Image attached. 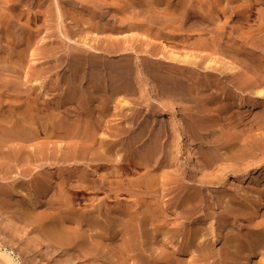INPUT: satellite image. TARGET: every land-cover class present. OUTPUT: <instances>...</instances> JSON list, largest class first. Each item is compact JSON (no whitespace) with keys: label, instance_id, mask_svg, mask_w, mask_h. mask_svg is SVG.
<instances>
[{"label":"rangeland","instance_id":"374dc122","mask_svg":"<svg viewBox=\"0 0 264 264\" xmlns=\"http://www.w3.org/2000/svg\"><path fill=\"white\" fill-rule=\"evenodd\" d=\"M21 1L22 2L20 5V8L14 9L11 5L12 1L0 0V19L5 20L4 24L3 23L0 24V63L2 60H3L2 62L4 63V59L7 55V52L11 51V49H14V46H12L8 42L7 37H6V34L9 31L15 33L17 39L18 37L20 38L22 34H24L27 37H33V43L31 47H29L30 49L28 51L27 58L24 61L26 68L22 69L23 70L22 72L24 74L22 75L21 78H18L20 73L14 72V70L12 71V69H10L11 67L9 66V64L12 65L10 61L7 62V65L5 63L0 64V119H2L3 117L5 118V116L7 115L16 113V111L19 110L17 106L18 105L21 106L23 103L24 104L22 105V108H23V106H25L27 102L30 101V99H32V97L34 96L33 94H35L30 89V84L28 85L24 84V86H27V87L22 86L24 89L20 87V89L14 90V89H8L6 87V84H7L6 81L12 80L16 82L20 81L22 83L25 82V80L28 79L26 76L29 74L28 71L29 72L33 71V68L31 66H35L37 68L45 67L47 66L46 62L49 59H52L54 57L53 55L60 58V65L56 67L58 70L56 68L54 69V71L56 70L57 72L54 73L55 75L53 74L52 78L48 76H44L45 78L43 77L38 78L41 83L43 82V85L47 81L46 82L47 86L46 84L44 85L46 89L45 93H47L45 94L46 99L43 100V102L40 105L43 106L46 103L45 106H47L50 103L47 107L55 106L56 108L57 107L59 108L60 104L58 102L59 100L61 101V95L63 92L61 90L52 89L51 84L54 81H56V78L57 80L58 78L59 79L62 78L61 79L62 83L63 85H65V88H67V81L65 78H67L66 76H69V72H70L68 65L71 59L70 57V53L72 51L71 49H73L74 51L77 50V52H81L80 49L82 50L85 49L86 46H84V44L82 43V39H84L83 37H86V36L89 38L87 41L94 42L99 47L98 49L101 50L100 52L102 53V55L101 53H98V54L96 53L97 54L96 56L88 58V56H86L87 53L83 52L84 54L82 57L84 60H81V63L83 66H81L82 68H81V71L79 72L80 73L79 81H81L83 76L86 75V72L84 69V67L86 66L84 64V62L86 61L85 60L86 58V59H89L87 60V62H85L86 64H88V68L92 66L93 71H94L93 73L95 74L96 77H101V80L103 81L101 82L100 80V83L103 86L105 85L106 87H104V91L102 92L97 91L95 92V94L94 92H92V89L90 88L89 78L94 75L91 73L92 69H89V73L90 75L92 74V76L88 74V78L85 80L87 83L83 81L82 88L84 87L83 90L84 89L85 90L83 94L79 95V97L80 99H82L81 97H84V98L86 97L85 99H90V96L96 95L97 97L100 98L99 101L101 99L107 100L111 98L112 100L111 104H113L111 105L112 114L111 116H109V119L111 121V122L109 121V124L111 125H109L108 122L106 121L107 123L105 122L104 126L102 127L103 130L100 129L101 130L100 133L110 134V135L112 134L110 138H114L113 140L112 139L111 140L112 142L115 143L118 149L121 148L120 146L123 143H125L124 141H126L127 139L126 144L128 148V156H127L125 163L127 164L129 163V165H131L133 168L131 169L132 170L135 169L136 171L134 172V171H131V169H129V172H131V174L129 173L130 176L128 174L129 176L128 179L132 181L133 179L134 181L135 180L139 181V179L137 178H143L142 177L143 174H144V177L145 175L149 176L150 174L151 177L154 175L152 178L156 176L158 178V181L156 178H154L155 179L154 180L155 189H156L154 193L150 192V189L145 184H143L142 187L139 188L140 190L137 189L138 193L133 195L134 197L132 196V201L138 202V203L141 202L140 204H143V203L145 204V202L147 201L145 205L144 204L142 205L144 206V208L146 207L147 203L150 202L149 200H152L155 202L157 201L158 202L157 205L159 207L164 206L166 210L168 209L167 211L171 213L170 225L173 222H174L173 225L177 224V226L175 225L176 227L174 226L175 232L170 231L167 234L161 235L162 237H160L159 240H157L158 243L156 245L158 247L155 246V238H153L152 235L151 236L149 235L148 237H146L149 244L154 243L150 247L151 252H149V255L151 253L150 255L151 260L149 261V264H156V261H157L156 256H159V257L165 256V258H163L164 259L163 261H165V259L170 260L169 257L171 258L175 257L176 256L175 254L178 252V250L179 249L181 250L184 247L183 245L186 243V238L183 235H181L179 232L177 233L179 228L182 229L184 225H187V224H191L192 227L195 226L196 225L195 218L197 216L201 217L202 215H205V213L210 214V215L212 213L213 215H215L214 213L218 214V212H220L221 208L219 209V206H217L215 203L217 201L216 199L218 198V195H219L218 193L220 190H223L224 188L225 189L227 188L228 190L229 189L232 190V191L231 190L229 191H231V193L233 194V197H232L233 200L229 204L232 203L231 205H233L234 204L233 201L236 200V202L238 201L236 204H234L236 207L239 206V204L246 203V199L249 200V202H251L252 206L254 203L257 204L256 199H258V194H260V196L264 200V150H263L264 144H262L264 143V123H262V121L264 122V120L261 118H260L261 120L258 119L257 117L258 114H256L259 110L262 109L264 105V95L263 96L261 95L260 97L257 95L255 96L253 92H250V90L253 89L252 87H248V88L243 87V85H241L237 80H232L228 74L222 73L217 68H214L215 69L214 70L213 67L211 68L208 67L209 66L208 59H210V54L207 53V51H204L205 53L204 52L202 53H204L203 54L204 56L207 55L205 57H206V61L208 62L202 64L201 66H197L195 64H190V65L188 64L187 66L188 70L185 69L184 72H181L180 71L181 69L178 67L181 63L172 60L171 57L169 56H166L165 59L164 57H160V59L158 60L159 57L156 58V56L155 57H153V55L150 56L151 54L149 53L146 55L147 52H144L146 50L145 49L146 45L145 46L141 45L142 47L139 46L138 50L141 54L138 52H134L133 55L131 56V59L130 58L124 59L125 57H121V55L119 54L116 55L117 53H115V51H113L112 53H107L105 51H102L104 46L106 47L108 43L112 44V40L115 38L117 39L118 37H119L118 38L119 40H121L122 38L124 39V40L123 39L121 40L123 46L125 45L129 46L130 43L132 44L138 43V41L135 39L137 38L139 39L142 37V35L140 34L141 31L139 29L127 28L128 30L127 29L119 30L117 32L112 31V30H113L114 25L116 26V25H119L120 23H121L120 25H122L123 19H125L124 17L129 19L132 16H139V15H146L149 18L152 17L153 20L151 18L149 23L152 22L156 24L155 26H158L159 23H160L159 26H161V24H166L167 30L173 31V32L175 31L174 33L176 34L178 32L179 35H176V34L171 35V37H173L172 39L174 40H178L179 38H180L179 40H182L185 38L184 36H187V34L189 33L194 36L193 37L194 39L196 37L198 38V36L202 37V35L205 36L206 39L208 36H209L208 38H211V37L213 38L216 35V32L214 33L215 35H213L212 32H214V28H211L215 24L213 22L214 20H211L209 26L207 27L208 24L206 23L207 24L206 25L205 23H203L204 21L202 22L201 20L202 15L200 14L199 11L201 12L203 11L204 14H206L205 12H207L206 15L216 16L218 19L217 22L220 25L225 26V31L228 30L226 31V34H225V37H227L225 38L226 40H228L229 37L232 39L235 36L239 37V35H248V34H251L255 38H257L256 39L257 45L258 44L259 45L256 46L255 48L251 45L249 46V44H246L245 42H243V44L244 45L246 44L245 47L248 46L247 48L249 49H252V48L255 49V50L254 49L252 50L256 51L261 61V62L259 61V63L260 65L262 64L261 65L262 67H264V43H263L264 41V37H263L264 36V15L261 14V12L264 11V0H255L256 3L254 7V12L252 13L254 15H251L252 18L250 17V24L248 22L249 20L245 21L247 24L246 23L244 24L243 20H241L242 23L239 20L241 16H244L243 14L245 13L244 10H245V7H247L246 4L251 3V2L247 3L248 0H217V1L216 0H193V5L190 8V14L188 15V18L186 17V19H184V16H180V15L175 16L174 12L171 10V7H172L176 10L175 12L183 11L184 7H181V6L179 7V0H163L162 6L160 8L161 11L160 10L151 11L150 7H145L143 9V6L141 5V0H21ZM114 4L116 5V7H114ZM117 5H118L119 11L117 10ZM215 7L217 9L216 11H215ZM89 10L90 12H94L95 18L99 20L96 22L93 21L92 23L89 22V24L91 23L90 28L85 27V25L83 24V21L85 20L83 19L81 15V13H86ZM141 10L142 12L144 10L145 11L142 13ZM239 12H240V15L242 12L241 16L239 15ZM163 13L164 15H162ZM158 14L163 17L158 18V16H155ZM197 14L198 15L200 14V17H198ZM154 16L157 19V22H156V19H154ZM172 18L175 21H172ZM115 19L116 20L118 19L116 23H115L116 21ZM194 22H200V23H197L195 26L193 25ZM239 22H240V26H239ZM211 23H213V25ZM248 25H252V29L249 28L251 26L248 27ZM201 26H203V29ZM193 28H195L196 31H198V33H196L193 30ZM204 28L206 31H204ZM200 29L203 32H201ZM207 30H210L211 32H208ZM258 30H260V33ZM231 31H235V33H232ZM192 32L195 33L196 37ZM255 32H257L258 34ZM245 33H248V34H245ZM70 35L74 40H71L69 38ZM258 35L260 37H258ZM168 36L170 37V35ZM155 37L156 36H150L149 40L153 41L154 43H157L160 47L165 49V44L167 43V40H165L166 36H164V38L160 37L156 39ZM176 37L177 38L179 37V38L177 39ZM128 38H130V40L126 42L125 40ZM67 39L71 40L72 42L74 41V43H72L71 41ZM95 39H97L98 41ZM70 44H73V45L70 47ZM80 45L82 47H80ZM170 49L171 47H168L166 50L162 52V55L163 53L166 55H169L168 51ZM174 49L179 50L177 48H174ZM230 52L233 54L235 53V54L232 55L231 53L228 54L229 53L228 51L227 53L225 51L224 52L221 51L218 55L219 57L222 58V60L226 59L228 61L236 57L235 56L236 52L234 51L233 52L230 51ZM141 56L145 58H141ZM146 56L148 57L146 58ZM161 58L163 60H161ZM90 59H92L94 62L96 60L98 61L93 63V61H90ZM13 60H16V58H14ZM124 63L126 64L130 63L131 65L133 64L132 65L133 69L130 64H128V66L130 65L129 66L130 69L126 68V66L124 67V65H126ZM243 64H241L242 69L239 71V74H241L242 76H246L247 78L249 76V79L251 78L250 81L252 82L253 80V83L259 81L258 83L260 84L262 83L264 85V78H262L264 77V73H263L264 69H261V71H259L260 70L259 68L254 69V67L250 64L248 65L247 63H245L244 65ZM122 68H126V69L124 70ZM153 68H155L156 70L159 68H160L159 70H162L163 68L164 71H162V74L160 75L155 70L154 72ZM63 69L65 72L62 71ZM82 70H84V72ZM166 71L167 72L171 71L172 73L170 72L168 74ZM49 73L51 72H47V75ZM121 73L122 75H120ZM59 75L61 76L63 75V76L61 77ZM124 75L125 76L127 75L126 77L128 79ZM170 75L172 76V78L170 77ZM174 75H176V77ZM179 76H183V77H179ZM46 78L48 80H46ZM174 78H176L177 80L180 79L179 80L180 84L182 86L185 85L186 90H184L185 88L184 87L182 88L181 85L179 87V82ZM182 78H184L183 81H182ZM166 79H169V80L172 79V81H170L172 82V84ZM119 80H122V81H119ZM105 81L106 83L108 82L107 85ZM150 81H154L156 84H158V86H160L163 92L167 93L169 101L171 102L170 104L159 100V98L155 94H153L151 90V86L149 85ZM176 81L178 83H175ZM182 82L184 84H182ZM36 84H39V83L37 82ZM38 87L39 85H36V89ZM178 88L180 89L181 92L183 90L184 91L181 93L179 90H177ZM66 93L69 94V90ZM254 97L261 99L259 106H254L250 103L248 104V102L252 101ZM224 100L226 102L229 101V103L228 102L226 103ZM123 101L125 102L124 104H123ZM243 101L245 103H243ZM232 102L234 103L233 108L230 107L233 104ZM238 104L239 106H237ZM223 105L224 107H222ZM113 107H116L114 108L115 112L113 111ZM62 108L63 110H66L64 106ZM247 108H249L250 111ZM245 109L247 110L246 112H245ZM47 110L48 109H46L45 112ZM141 127L143 130L141 129ZM247 136H248V139H247ZM132 137L134 138L131 139ZM140 141L143 144L139 143ZM249 142L251 143V145L255 144L254 148L256 150H254V148L251 149V145ZM137 143L139 144L138 146L140 147L137 146ZM244 144L246 146H244ZM141 145H142V148L143 146H146L147 149L143 148V151H145L146 149V152L144 153L143 151L140 152L142 150ZM51 146H52L50 147L52 148L51 151L54 152L57 146L55 143H53V141H52ZM129 148L135 152L131 151ZM235 149L237 150V153H234ZM206 150L207 151L210 150V151L206 152ZM211 151L212 153H210ZM249 151L251 154L248 153ZM132 152H133V155L131 154ZM205 152H206V155H205ZM2 153L3 152L1 151L0 152V178L4 180L3 177L8 176V178H10L8 180L11 182H16L17 180H22V179H23L22 181L24 182L26 179L27 181L24 182L25 191L27 192V189L29 188L28 191H30L31 193L30 192H27V193L29 195L34 196L35 200L39 199L37 197L39 186L37 185V183L32 184L33 183L32 180L36 176H41V175L43 176V174H46L48 175V179H50L51 177L52 179H54L55 177V179L60 180L61 175L62 174L66 175L68 172V169H70V166H67L65 164L59 165L60 163L57 164L56 161L50 160L48 162V164L50 163L49 166L47 163L46 164L43 163V165L45 166H41L42 169L38 168V171L36 170L37 172L27 171L25 173V177L28 176L27 178L28 179L30 178L29 179L30 181L27 178H25L24 175L22 177L15 179L14 177H11V176L14 175L15 172L17 171L12 172L14 174H11L9 171L8 172L4 171L7 169H5L6 167H4L3 169V166H2L4 165ZM216 153L217 154L220 153L221 155H218V157H221V158H218ZM148 154L149 156L146 157V155ZM151 154H153L152 157H150ZM211 154L213 155V157H211L213 161L209 158ZM132 162H134V164ZM223 168H227V169H223ZM148 170H149V173H147ZM151 171H153L154 174H151L150 173ZM155 173H156V176H155ZM36 174H39V175H36ZM11 178L13 181L11 180ZM210 178L213 180H211ZM201 180L203 181L201 182ZM219 180L223 181L224 183L226 182L227 184L226 183H225L226 185L220 184ZM4 181H7V179ZM209 182L211 184H209ZM28 184L30 185L28 186ZM31 185L33 186L30 187ZM57 185L58 184L56 183L55 189L58 188ZM202 185H204V187ZM237 189H239L238 190L239 192H237ZM53 191L50 193V195L56 192L55 190ZM200 191L202 192V195L204 194L205 199H208V200H205L206 206H205V203H200V204L196 203V206L198 205V208H197L198 210L193 209L191 210L192 212L191 211L187 212L183 208L179 207L180 201L187 195V193L197 192L200 194ZM40 192L41 191L39 190V193ZM39 193H38V196L43 198L45 194L42 193L40 195ZM245 193L247 194L245 195ZM142 194H145V195L143 196ZM14 195L13 196L16 197V194ZM23 195L25 197L24 196L22 197L21 195H19L16 197V200H17V203H19L18 205L19 206L22 205V207L24 208L26 207L25 206L27 203L26 200L29 198V196L28 195L26 196V194L24 193ZM46 195L44 196L43 199L40 198V200L37 201L38 205L35 208V213H34L35 216H32L31 219L30 220L28 219L27 221L26 219L24 220V218L21 215H19L20 212H17L18 210L17 207L19 206L16 204V202L14 203L15 206L13 207L15 208L13 210H10L8 208L6 209V207L3 204H0V249L6 251L9 254V256L12 257L11 259H13L12 260V262H14L13 264H42L43 261L49 262L51 264H118V263L121 264L123 262L124 264H136V263L139 264V261L137 258H135L136 256H134V254L132 256L131 255L128 256L127 254H125V252L120 251L119 247L116 244L113 245V243H111L110 240H107L106 238L104 239L98 233L96 228L93 227L91 224L89 225L88 223H83L81 225H78L74 219L68 218L66 216L61 217V219H59L58 213L60 212V208H61L60 205L55 204L57 205L55 208L53 207L55 206L54 204L53 206L50 203L48 206L45 205ZM91 195H94V194H88L87 196H91ZM101 195H103V193H100L99 196ZM140 195L142 196V198H144V200H141L142 198H140L141 197ZM153 195H156V196H153ZM216 195H217V198H216ZM212 197L213 199H211ZM214 197L216 199H214ZM135 199L137 201H135ZM241 199L244 200V202H242ZM22 200L25 202V205L23 204L24 202ZM213 200H215V202ZM42 202L44 204H42ZM159 204H161V206ZM88 206H89V201L87 203V200H84L82 202L80 201V204L78 205L81 211L87 209ZM144 208L142 207V209ZM214 208L216 209L218 208L219 210L215 209L217 211L216 212ZM8 210H10V212H8ZM249 213L245 214L247 219H244V224L242 225V227L234 226V228L232 229V233L230 234H234L236 236L238 234L240 238L241 237L246 238L247 235L249 234L250 229L251 230L255 229L254 228L256 227L255 224L258 225L259 223L261 227L264 225V219H263L264 213L262 216L260 215L259 217L258 216L255 217L252 214L254 213L253 211ZM212 216L207 223L206 230L208 232L210 230L211 231L213 230L211 222L213 220H215L216 222V219H212ZM70 219L72 222L69 221ZM144 219H145V216H144ZM55 222L60 223L62 228L65 231L67 230L66 232L68 234L78 235V239H80V241L86 242L85 244L87 246H91L92 248H94L92 251L93 253L92 252L87 253L85 252V250H82L81 248H79L81 250L79 249L77 250L78 246H72L74 245L73 242L55 241L51 237L50 234L45 233L44 232L45 226L46 228H50L51 226L55 224ZM184 222L185 223L187 222V223L183 224ZM250 222H253V223L251 224ZM245 223L248 225L245 226ZM67 224H68V227H67ZM182 224H183V227H182ZM217 226L218 225H216L215 228H217ZM217 229L216 231L217 233H219L220 232L219 227ZM262 230H264L263 227H262ZM169 233L172 234V236L169 235ZM221 237H223V235ZM165 240L167 243L164 242ZM172 242H175V243H172ZM220 242H219V247L223 245V242L221 243ZM98 244L101 248L98 246ZM70 245L73 247V248L71 247L73 250L70 248ZM177 245L180 247L182 245L183 247L177 248ZM75 249L77 251H75ZM180 250H179V254L177 253L178 256L174 258L175 260L172 259V261L174 260L173 263L172 261H170L171 264H174V263L179 264L178 262H181V261H182L181 262L182 264L183 263L184 264H196V263L198 264L199 262H200L199 264H202V263L211 264L212 262H215L214 260H216L217 262V263L215 262V264H220L222 260L221 258H219L220 253L218 251H214V253L211 256H209L210 260H207L209 259L208 257L207 259H204L203 261V260L194 259L193 252H190V254L185 253L183 255V253H181ZM191 253H193L192 256H190ZM166 255L168 258H166ZM263 255L264 254L262 252H258V256L255 260L256 263L255 262L254 263L264 264ZM1 256H4V255L1 254ZM183 257L184 258L186 257V259L188 258L187 261ZM5 258L7 259L8 257L5 256ZM5 258L0 257V264H6V263L10 264L9 263L10 260L8 261ZM149 259L150 257H148V260ZM223 263L228 264L227 259L224 262H221V264Z\"/></svg>","mask_w":264,"mask_h":264},{"label":"bare ground","instance_id":"6f19581e","mask_svg":"<svg viewBox=\"0 0 264 264\" xmlns=\"http://www.w3.org/2000/svg\"><path fill=\"white\" fill-rule=\"evenodd\" d=\"M10 1H12L11 5L14 9L20 8L21 2H22L21 0H10ZM216 1H215V3H216ZM162 2H163V0H141V5L143 6V9L145 7H150L151 11L152 10L155 11V10H160V8L162 6ZM249 2H251V3H249ZM134 3H136V2H134ZM247 3H249V4H246L247 7H245V5H244V7H245V10H244L245 13H243L244 16H241L242 12H241V15L239 12V15L241 16V17L239 16L240 17L239 20H240V22H241V20H243L244 24L246 23L245 21H248V20H249L248 22L250 24V17H251V15H254L252 13L254 12V7H255L256 1L255 0H248ZM204 4H205V2H204ZM192 5H193V0H179V7L180 6L184 7L183 11L182 12H175L176 10L172 7H171V10L174 12L175 16H178V15L184 16V19H186V17L188 18V15L190 14V8ZM207 6H208V4H207ZM211 6H213V5H211ZM114 7H116L115 4H114ZM213 9H214V7H213ZM117 10L119 11L118 5H117ZM216 10L217 9L215 7V11ZM241 10H242V8H241ZM141 12H142V10H141ZM199 12L202 15V19H201L202 22L204 21L203 23L208 24V25L206 24L207 27L209 26L210 21L214 20L213 22L215 24L211 28H214V32H212V33H213V35H215L214 33L216 32V35L213 38L212 37L208 38L209 36L208 37L206 36L207 37V39H206L205 36H203V35H202V37H204V38L199 37V36L197 38L195 33L192 32L196 37L194 39L193 38L194 36L188 32L189 34L186 33L187 36H184L185 37L184 39L179 40L180 38L178 37L179 38L178 39L176 37L179 41L174 40V39H172L173 37H171V35H175L176 33H174L175 31L173 32V31L167 30L166 24H161V26H159V24H160L159 23L158 24L159 27H158V26H155L156 24L150 22L154 25L153 26L152 24L149 23V21L152 17L149 18L146 15H139V16H132L129 19L124 17L125 18V19H123L124 24L122 23V25H120L121 24L120 23L119 25H116V26L114 25L113 30H112V31L117 32L119 30H125L127 28L139 29L141 31L140 34L142 35V37L139 39L138 38L135 39L138 41V43H136V44L130 43L129 46L128 45L123 46L122 42H121V40L123 38L121 40H119L118 39L119 37H118L117 39L115 38L112 40V44L108 43L106 45V47L104 46L102 51H105L107 53H112L113 51H115V53H117L116 55L119 54V55H121V57H125L124 59H126V58L131 59V56L133 55L134 52L140 53L138 50L139 46L142 47L141 45H143V46L146 45V48H145L146 50L144 51V52H147L146 55L149 53V54H151L150 56L153 55V57H155V56H156V58L159 57L158 60L160 59V57H164V59H165L166 56H169V57H171L172 60L181 63L178 66L181 69L180 70L181 72H184V70L187 69L188 64L189 65L195 64L197 66H201L202 64L209 61L208 67H210V68L213 67V69L217 68L222 73L228 74L232 80H237L241 85H243V87H247V88L252 87L253 89L250 88L251 89L250 92H253L255 94V96L256 95L259 97L261 95L263 96L264 95V85L262 83L261 84L258 83L259 81L253 83V80H252V82L250 81L251 78L249 79V76L247 78L246 76H242L241 74H239V71L242 69L241 64H243V63L244 64L247 63V65L248 64L252 65L254 67V69L259 68L260 69L259 71H261V69H264V67L261 66L262 64L260 65V63H259L260 58L258 57L256 51L252 50L256 46L259 45V44L257 45V41H256L257 38H255L251 34L245 33V34H248L249 36L248 35H239L240 38L235 36L234 38L231 39L227 35L229 37V39L226 40L225 38H227V37H225V34H226V31H228V30L225 31V26L220 25L217 22V20H218L217 17L212 16V15H206L207 12H205L206 14H204L203 11L202 12L199 11ZM221 13H219V14H221ZM155 14H156V12H155ZM200 14L199 15L197 14L198 17H200ZM208 14H209V12H208ZM261 14L264 15V11H262ZM81 15H82L83 19L85 20V21H83V24L85 25V27L90 28V24L93 21H95V22L99 21V20H97V18H95L94 12H90V10L87 11L86 13H81ZM162 15H164V13ZM155 16H158V18L163 17L159 14L155 15ZM155 16H154V19H156ZM117 20L115 21V23L117 22ZM152 20H153V18H152ZM164 20H162V21H164ZM172 21H175V20L172 18ZM89 22H91V23L89 24ZM156 22H157V19H156ZM240 22H239V26H240ZM1 23L4 24L5 20L0 19V24ZM197 23H200V22H194L193 25L196 26ZM211 24L213 25V23H211ZM169 25H170V23H169ZM108 26H109V24H108ZM203 26H201L202 29H203ZM249 26H251V27H249ZM246 27H247V25H246ZM248 27L252 29V25H248ZM195 28H197V27H195ZM195 28H193V30L196 33H198V31H196ZM205 28H204V31H206ZM260 30H258L259 33H260ZM200 31L203 32L201 29H200ZM207 31L211 32L210 30H207ZM231 32L235 33V31H231ZM244 32H245V30H244ZM255 33H257V32H255ZM167 34L170 35V37ZM176 35H179V33L177 32ZM259 35H258V37H260ZM150 36H156L155 39L160 38V37L164 38V36H166L165 40H167V43H166V41H165V43L167 44V46L165 44V49L160 47L157 43L150 41L149 40ZM233 36H234V34H233ZM6 37H7L8 42L12 46H14V49H11V47H10L11 51L7 52V55L4 59V63L7 65V62L10 61L12 64V65L9 64V66L11 67L10 69H12V71L14 70V72L20 73L18 78H21L22 75L24 74L22 72L23 71L22 69L26 68L24 61L27 58L28 51L30 49L29 47H31V45L33 43V37H27L24 34H22L21 37L20 38L18 37V39H17L16 34L13 32H10V31L6 34ZM66 37H68V36H66ZM69 38L71 40H74L71 37V35L69 36ZM83 38L84 39H82V43L84 44V46H86L85 49H83V50L80 49L81 52H77V50L74 51L73 49L70 48L72 51L70 53L71 59H70V63L68 66H69L70 72L71 71L72 72L71 73L69 72V76H66L67 78H65L67 81V88L69 90V94L66 93L68 90H67V88H65V85H63L62 80H61L62 78L61 79L58 78V80L56 78V81H54L51 84L52 89L61 90L63 92V93L61 92L62 93L61 101L59 100V102H58L60 104L59 108L58 107L56 108L55 106L47 107L50 103L47 106H45V104H46L45 101H44L45 104L43 106L40 105L43 102V100L46 99L45 94H47V93H45L46 89H45L44 85L46 84V86H47V83H46L47 81L43 85V82L41 83L40 80L38 79V78H42V77L45 78L44 76H48V77L52 78L53 74L57 72L56 70L54 71V69L60 65V58L59 57H57L55 55H53L54 56L53 57L51 55L53 58L49 59L46 62L47 66H45V67L37 68L35 66H31L33 68L34 72L32 71L33 72L32 73V72L28 71L29 74L26 75L28 79L26 78L27 80H25V82H23V83L20 81L16 82V81H12V80L6 81L7 82L6 87L8 89H14V90H18V89H20V87L23 88L22 86H24V84L25 85L30 84V89L35 94H33L34 96L32 97V99H30V101H28L27 104L25 106H23V108H22V105H24V104L22 103L21 106L20 105L17 106L19 108V110H17L16 113L7 115V116H5V118L3 117L2 119H0V149L3 152L2 158H3V164H4L2 166H3V169H4V167H6L5 169H7V170H4L5 172L9 171L11 174H14L12 172L17 171V172H15L14 175H12V176L10 175L11 177H14L15 179L22 177L23 175L25 177V173L27 171H32V172L36 171V170L38 171V168L40 169L41 166H45V165H43V163L48 164V162L50 160L56 161L57 164L60 163L59 165L65 164L67 166H70V169H68V172L66 175L60 174L61 175L60 180L55 179L54 176L53 177L55 180L52 179V177L50 179H48V175H46V174H43V176L42 175L36 176L34 179L32 178L33 180L31 179L33 182L32 184L37 183V185L39 186V190L41 191L40 193H39V190L37 192V197L39 198L38 200H40V198L43 199L44 196L47 194L46 198H45V203H46L45 205L48 206L49 203L52 206H53V204L54 205L59 204L61 207L60 212L58 213L59 219H61V217L66 216L68 218L74 219L78 225H81L83 223H88L89 225L91 224L93 227L96 228L98 233L104 239L106 238L107 240H110V242L113 243V245L116 244L119 247L120 251L125 252V254H127L128 256H130V255L132 256L134 254V256H136L135 258L138 259L139 264H149V261L151 260V256H150L151 253L149 255V252H151L150 247L154 243L149 244L146 237H148L149 235L150 236L152 235V237L155 238V246H157L156 245L158 243L157 240H159V238L162 237L161 235L167 234L170 231L175 232L174 226L175 225L177 226V224L173 225L174 224V222H173L170 225L171 213H169L167 211L168 209L166 210V208L164 206H161V204H159L161 206V207H159L157 205L158 204L157 201L155 202V201L149 200L150 202L147 203L145 208H144V206H142L144 203L140 204L141 202L138 203V202L132 201V196L138 193L137 189L142 187L143 184H145L150 189V192L154 193L156 191L154 178H156L157 181H158V178H157L156 173H155L156 177H154V178H152L154 175L151 177L149 174V176L145 175V177H144V174H143V176H142L143 178H137V179H139V181H137V180L134 181V179L132 181V180L128 179L130 174H131V172H129V169H131L132 166L129 165V163L128 164L125 163L127 156H128V148H127V144H126L127 139H126V141H124L125 143H123L120 146L121 148L118 149L116 147L115 143L112 142V140L114 138H110L112 134L110 135V134L100 133V131H101L100 129L103 130L102 127L104 126L105 122L107 121L109 124V121H110L109 116H111V114H112V110H111L112 106L111 105H113V104H111V102H112L111 98H109L107 100L101 99L99 101L100 98L97 97L96 95L95 96L93 95V96H90V99H85L86 97L85 98L81 97L82 99H80L79 95L83 94V92L85 90V89L83 90L84 87L82 88L83 81L86 82L85 80L88 78V74L90 75L89 69H92L91 73L94 75V76H92V74H91L90 76H92V77L89 78L90 88L92 89V92H94V94L97 91L102 92V91H104V87H106L105 85L103 86L100 83L101 77L95 76V74L93 73L94 71H93L92 66L90 68H88V64H86L85 62H87V60H89V59H86V58H85L86 61L84 62V64L87 66V67L86 66L84 67L86 75L83 74L84 76H83L82 80L79 81V79H80V75H79L80 73L79 72L81 71V68H82L81 66H83L81 63V60H84L82 57L84 54L83 52L87 53L86 56H88V58L96 56L98 53H101L100 52L101 50L98 49L99 47L94 42L87 41L89 39L87 36L83 37ZM169 38H171V39H169ZM67 40H69V39H67ZM71 40H69V41H71ZM95 40H97V39H95ZM129 40H130V38L126 39L125 41L128 42ZM243 42H245L246 44H249V46L250 45L253 46L254 48L249 49V48H247L248 46L245 47L246 44L244 45ZM72 43H74V41ZM263 43H264V41H263ZM72 45L73 44H70V47ZM260 46H262V45H260ZM80 47H82V46L80 45ZM168 47H171V49L168 51L169 55H166L164 53L162 55V52L164 50H166ZM173 47L177 48L179 50H176ZM204 51H207V53L210 54V59H208V61H206V57H205L207 55H205V56L203 55L205 53ZM221 51L222 52L225 51L226 53L228 51L229 52L228 54L231 53L230 51H232V52L234 51V52H236V55H235L236 57H234L228 61L226 59H225L226 61L222 60V58L219 57V55H218ZM202 52H204V53H202ZM49 53H50V51H49ZM115 53H113V54H115ZM231 54L234 55L235 53L234 54L231 53ZM101 55H102V53H101ZM143 55H145V54H143ZM148 56H146V58ZM14 58H16V60H13ZM141 58H145V57L141 56ZM161 60H163V59L161 58ZM169 60H170V58H169ZM2 61H1V63L4 64ZM90 61H93V60L90 59ZM97 61L98 60H96L95 62H97ZM95 62L93 61V63H95ZM124 64H126V63H124ZM128 64H130V63H128ZM128 64L124 65V67L126 66V68L130 69L129 66L131 64L129 66H128ZM132 65H131V67H132ZM106 66H108V65H106ZM126 68H122V69L125 70ZM132 69H133V67H132ZM159 69L156 70L155 68H153V71L155 70L157 73H159L161 75L162 71H164V70H163V68H162V70H159ZM59 70H61V69H59ZM62 71H64V69ZM82 71L84 72V70H82ZM47 72H51V73H49L47 75ZM170 72H167V73L169 74ZM14 75H15V73H14ZM120 75H122V73ZM59 76H61V75H59ZM174 76L176 77V75H174ZM117 77H119V76H117ZM168 77H169V75H168ZM170 77L172 78L171 75H170ZM179 77H183V76H179ZM47 78H46V80H48ZM262 78H264V77H262ZM169 79H166V80H168L169 82L172 81V79L171 80H169ZM174 79H176V78H174ZM183 79L184 78H182V81H183ZM179 80L180 79H178L177 81L179 82ZM102 81L103 80H101V82ZM106 81H105V83H106ZM119 81H122V80H119ZM177 81L175 83H178ZM37 82L39 84H36ZM170 83L172 84V82H170ZM107 84H108V82L106 83V85ZM171 84H169V85H171ZM182 84H184V83L182 82ZM36 85H39V87L37 89H36ZM149 85L151 86V90H152L153 94H155L159 98V100H161L163 102H167L168 104L171 103L169 101L167 93L163 92L162 89L160 88V86H158V84H156L154 81H150ZM180 85L181 84L179 82V87H180ZM120 86H121V84H120ZM24 87H27V86H24ZM183 87L185 88V85H183L182 88ZM107 88H109V87H107ZM87 90H88V88H87ZM177 90L180 91L179 88ZM184 90H186V88ZM58 93H59V91H58ZM186 93H188V92H186ZM66 94H68V95H66ZM58 98H59V96H58ZM233 99H232V101H233ZM260 100L261 99L254 97V99L252 101L248 102V104L250 103L254 106H259ZM227 102L229 103V101H227ZM124 103L125 102L123 101V104ZM230 103H231V101H230ZM243 103H245V102L243 101ZM261 103H262V101H261ZM63 106L66 110H63V108H62ZM233 106H234V103L230 107L233 108ZM237 106H239V104ZM222 107H224V105ZM114 108H116V107H113V111L115 112ZM225 108H227V107H225ZM46 109H48V110L45 112ZM235 109H236V107H235ZM247 109L250 111L249 108H247ZM246 111L247 110L245 109V112ZM258 112L257 113L255 112L256 114H258L257 115L258 119L261 118L264 120V105H263L262 109L259 110ZM116 113H117V111H116ZM262 123H264V122L262 121ZM109 125H111V124H109ZM141 129H142V127H141ZM133 138L134 137H132L131 139H133ZM129 139H130V137H129ZM247 139H248V136H247ZM52 141L57 146L56 150L54 152L51 151L52 148H50V147H52L51 146ZM139 143H141V141ZM141 144H143V143H141ZM245 144H244V146H246ZM262 144H264V143H262ZM138 145L139 144L137 143V146ZM250 145H251V143H250ZM128 146H129V144H128ZM138 147H140V146H138ZM138 147H137V149H138ZM254 147H255V144H252L251 149H253ZM141 148H142V145H141ZM143 148H146V146H143ZM143 148L140 152L143 151ZM146 149H145V151H143V153L146 152ZM213 150H214V148H213ZM240 150H242V149H240ZM254 150H256V149L254 148ZM131 151H133V150H131ZM209 151L206 150V152H209ZM133 152H135V151H133ZM133 152L131 153L132 155H133ZM206 152H205V155H206ZM210 153H212V151ZM234 153H237L236 149H235ZM248 153H250V151ZM213 154H214V152H213ZM152 155L153 154H151L150 157H152ZM218 155H221V154L218 153L217 157H218ZM137 156H139V155H137ZM147 156H149V154L146 155V157ZM211 157H213L212 154L209 157L212 160ZM218 158H221V157H218ZM218 158H216V159H218ZM137 159H138V157H137ZM130 160H132V159H130ZM132 163L134 164V162H132ZM201 163H202V161H201ZM135 164H136V162H135ZM49 165H50V163L48 164V166ZM2 166H1V168H2ZM132 169H131V171L136 172L135 169L134 170H132ZM223 169H227V168H223ZM36 172H34V173H36ZM152 172L153 171H151L150 173L154 174V172L153 173ZM147 173H149V170ZM147 173H145V174H147ZM29 174H31V173H29ZM41 174H42V172H41ZM128 174H129V176H128ZM36 175H39V174H36ZM146 176H148V177H146ZM27 177L28 176H26L25 178H27ZM31 177H33V176H31ZM139 177H141V176H139ZM3 178H4V180L7 179V181H4L3 179L0 178V204H3L6 207V209L8 208L10 210H13L15 208V207H13V206H15L14 203L16 202L17 205L19 204V203H17L16 197L19 195H21L23 197L24 196L23 193L26 194V196L28 195L29 198L26 200L27 201L26 205H25V202L23 201L24 199L22 200L24 202L23 204L26 207L23 208L22 205L21 206L18 205L19 207H17V209H18L17 212H20L19 215H21L24 218V220L25 219H26V221L28 219L30 220L32 216H35L34 213H35V208L38 205L37 204L38 200H35L34 196L29 195L27 193V192H30V191H28V189H29L28 187H27L28 189L26 188L27 192L25 191L24 182L27 180L25 179L24 182L22 181L23 179L17 180L16 182H11L8 180V179H10V178H8V176L3 177ZM11 180H12V178H11ZM211 180H213V179H211ZM202 181L203 180H201V182ZM205 182H204V184H205ZM56 183L58 184L57 185L58 188L55 189ZM212 183H214V182H212ZM225 183L223 181H220V184H225ZM30 184H31V182H30ZM30 184H28V186ZM209 184H211V183L209 182ZM32 186L33 185H31L30 187H32ZM202 186L204 187V185H202ZM202 186H201V188H202ZM148 188H146V189H148ZM221 189H222V187H221ZM226 189L224 188L223 190L219 191L218 198L216 195L217 199L214 197V199L217 200L216 202H215V200H213L216 203V205L219 206V209L221 208V210H220V212H218V214L214 213L215 215H213L211 213V215H210V214L205 213V215H202L201 217L197 216L199 218H197V217L195 218L196 219V221H195L196 225L195 226L192 227L191 224H187V225H184V227H183V224L187 223V222L186 223L184 222L182 224V227H183L182 229H180L178 227L179 230L177 231V233L179 232L181 235H183L186 238V243L183 245L184 247L181 245V247H183V248L181 250L180 249L179 250L181 251V253H183V255L185 253L190 254V252H193L194 253V256H193L194 259L203 260V261H204V259H207L209 256H211L214 253V251H218L220 253V255L218 254L220 257L219 256L218 257L222 259L221 262H224L227 259L228 264H255L256 263L255 260L258 256V252H262L264 254V230H262V227L264 229V225L261 227V225H259V223H258V225L255 224V226L256 227L258 226V227L256 228L253 226L255 229L254 230L250 229L249 234L247 235L246 238H242V237L240 238V236H238V234L236 236V235L230 234V233H232V229L234 228V226H241L242 227V225L244 224V219H247V217L245 215L246 213L248 214L249 212L253 211L254 213H252V214L255 217L256 216L259 217L260 215L262 216L264 213V200L260 196V194H258V199H256L257 204L254 203L252 206L251 202H249V200L246 199V203L239 204V206L236 207L234 205L238 202V201L236 202V200L233 201V203H234L233 205H231L232 203L229 204L233 200V198H232L233 194L231 193L232 190L229 189V190H231V191H229L228 189L227 190ZM31 190H33V189H31ZM53 190H55L56 192L50 195V193ZM157 190H159V189H157ZM204 190H205V188H204ZM238 190L239 189H237V192H239ZM38 193L40 195L42 193L45 195L42 198V197L38 196ZM100 193H103V195L99 196ZM153 193H151V194H153ZM241 193H242V191H241ZM14 194H16V197H14L15 196ZM88 194H94V195L87 196ZM246 194L247 193H245V195ZM34 195H35V193H34ZM142 195L144 196L145 194H142ZM153 196H156V195H153ZM135 197H137V196H135ZM140 198H142V196ZM256 198H257V196H256ZM211 199H213V197ZM237 199H239V198H237ZM84 200H87V203L89 201V206L87 209L81 211L80 208L78 207V205L80 204V201L82 202ZM141 200H144V198H142ZM205 200H208V199H205L204 194L202 195L201 191H200V194L197 192H194V193L189 192L180 201V204H179V202H178V204H179V207L183 208L187 212H190L193 209L198 210L197 209L198 205L196 206V203H198V204L205 203ZM135 201H137V200L135 199ZM146 202H145V204H146ZM242 202H244V200H242ZM215 203H213V204H215ZM42 204H44V203L42 202ZM56 206L57 205H55L53 207L55 208ZM205 206H206V203H205ZM205 206H203V207H205ZM142 207L144 209H142ZM200 207H201V205H200ZM205 208H207V207H205ZM215 209L216 208H214V210ZM10 210H8V212H10ZM200 210H202V209H200ZM208 211H210V210H208ZM36 215H37V213H36ZM144 216H145V219H144ZM211 216H212V219H216V222H215V220H213L211 222L213 230L211 231L209 228V230L211 232L210 231L208 232L206 230V228H207V223H208L209 219L211 218ZM263 219H264V217H263ZM69 221H71V219ZM66 223H67V221H66ZM246 223H245V226H247L249 224V222H248V224H246ZM250 223L252 224L253 222H250ZM216 225H218L217 228L219 227V229H220L219 233H217V231H216V229H217V228H215ZM51 227L46 228V226H45L44 232L47 234H50L51 237L55 241L73 242L74 245H72V246H78V248L76 247L77 250L79 248H81L82 250H85V252H87V253H91L93 251L94 248H92L91 246H87L85 244L86 242L80 241V239H78V235L68 234L66 232L67 230L65 231L62 228V226L60 225V223L55 222V224ZM67 227H68V224H67ZM239 232H240V230H239ZM234 233H235V231H234ZM169 235L172 236V234H170V233H169ZM222 235H223V237H221ZM242 236H243V234H242ZM153 238H151V239H153ZM91 239H93V238H91ZM163 239H165V238H163ZM220 241L223 242V245L221 247H219ZM91 242H93V241H91ZM151 242H152V240H151ZM164 242L167 243L166 240ZM172 243H175V242H172ZM63 244H65V243H63ZM89 244H91V243H89ZM72 246L70 245V248ZM98 246H99V244H98ZM178 247L181 248L180 246L177 245V248ZM174 248H176V247H174ZM81 249H79V250H81ZM77 250L75 249V251H77ZM179 250L177 252L178 254H179ZM177 253L175 254L176 256H178ZM193 253H191L190 256H192ZM1 254H3L4 256H1ZM5 256L8 257L9 259L8 258L6 259ZM176 256L173 258L169 257L170 260L165 259V261H163L164 260L163 258H165V256L164 257L160 256L162 258H160L159 256H156V260H157L156 264H165V263L171 264L170 261H172V259L176 258ZM0 257L5 258L8 261L10 260L9 261L10 264L14 263V262H12V260H13V259H11L12 257L9 256V254L6 251L1 250V249H0ZM148 257H150L149 260H148ZM215 257H217V256H215ZM166 258H168L167 255H166ZM184 259H186V257ZM184 259H183V261H184ZM187 259H186V261H187ZM207 260H210V257ZM8 261H6V262H8ZM121 261H123V260H121ZM173 261H172V263H173ZM214 261L216 262V260H214ZM181 262H178V263L182 264ZM215 262H212L211 264H215ZM221 262H220V264H221ZM208 263H210V262H208ZM42 264H51V263L43 261ZM121 264H124V262ZM174 264H176V263H174Z\"/></svg>","mask_w":264,"mask_h":264}]
</instances>
